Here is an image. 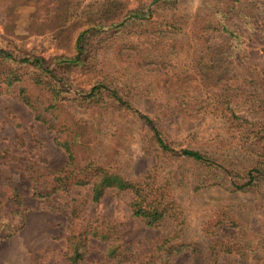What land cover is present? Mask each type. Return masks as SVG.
I'll list each match as a JSON object with an SVG mask.
<instances>
[{
    "label": "rangeland",
    "instance_id": "obj_1",
    "mask_svg": "<svg viewBox=\"0 0 264 264\" xmlns=\"http://www.w3.org/2000/svg\"><path fill=\"white\" fill-rule=\"evenodd\" d=\"M202 1L178 0L170 8L164 0H0V49L15 59L44 57L54 68L71 127L67 134L75 129L85 138L96 137L97 153L116 157L117 168L127 169L132 177L155 176L167 187L182 221L174 243L186 241L189 248L195 245L206 251L207 231H214L232 239L248 264H264V177L258 171L264 170V133L243 134L242 128L229 123L233 120L225 105L214 111L216 101L206 99L208 90L187 66L192 58L181 50L191 42L193 18ZM241 6L230 19L242 33L238 55L231 58V71L224 80L231 88L242 87L245 77L258 83L264 79V2ZM134 9L146 13L151 9L149 19L118 25ZM180 17L187 18L182 32L167 23L177 25ZM86 29L91 34L83 61L59 63L77 53V38ZM25 66L0 55V74L30 73L32 69ZM99 84L117 91L126 105L108 98L99 103L80 100ZM245 90L264 95V84L247 85ZM245 99L237 97L239 107L229 106L236 115L252 120L256 109ZM200 106L210 108L193 115L192 107ZM153 127L173 151H200L214 166L164 151ZM56 130V125L36 120L15 92L0 95V225L11 218L3 203L13 191L21 197L14 224L22 222L0 239V264H115L117 259L130 264L180 228L169 220L148 226L133 216L131 192L108 189L93 202L91 186L86 185L34 196L32 188H46L50 182L46 174L67 160L65 149L54 141ZM249 173L255 178L246 185ZM75 203L80 205L77 227L93 217L114 223L111 232L121 243V255L110 254L109 239L88 237L82 259L69 260L68 216ZM228 216L235 219L234 226ZM189 251L172 257V263H190ZM236 261L237 257L221 254L218 264Z\"/></svg>",
    "mask_w": 264,
    "mask_h": 264
},
{
    "label": "trees",
    "instance_id": "obj_2",
    "mask_svg": "<svg viewBox=\"0 0 264 264\" xmlns=\"http://www.w3.org/2000/svg\"><path fill=\"white\" fill-rule=\"evenodd\" d=\"M177 1L164 0L163 4L167 5L169 3L170 8H174ZM263 2L264 0H261V2L260 0H203L201 7L198 8L193 18L192 24L194 28L189 33L191 34V42L182 46L186 51L181 49L182 52L188 53V57L190 55V58H192L188 63L190 65L187 66L193 67L197 75L195 77L200 78L202 84L210 93L206 94L208 95L206 99L216 101L212 109L219 112L225 105L231 117H229V120H233L229 121V123L237 127L238 130L242 128L243 134L247 135L264 133V95L249 93L245 90V87L252 84H264V79L260 81L261 83H258L250 78H240L242 87L239 88H231L228 83L224 82L227 79L225 76L231 71L229 66L232 62L230 60L237 57L238 46L242 43V33L237 26L230 23V19L234 11L237 10L238 5H242L241 8H245V6L250 4L262 5ZM146 11L147 13L145 11L142 12L141 9L131 10L118 25L148 20L151 9ZM186 19L183 20L180 17L177 25H173L170 22L167 23L182 32V28L185 25L182 21H186ZM90 34L91 29L82 31L76 41L77 53L73 57L63 58L58 62L65 66L83 61V48L88 44L87 38ZM0 55L3 58L18 60L19 63L28 65L25 67L32 69L27 74L15 71L1 73L0 95L15 92L17 97L32 110L36 120L48 126L56 125V131L60 135H56L54 141L65 149L67 153L65 163L55 171L46 174V177L48 175L50 177L47 187L34 186L32 188L34 196L48 197L50 194L57 192L67 193L74 188L86 185L91 186L90 197L93 202L99 201L108 189L131 192L133 197L129 203V209L133 216L139 218L148 226H158L166 220L171 221L174 224V228H179L180 226L178 230L172 231L173 233L170 236H165L159 242V245L133 259L129 262L130 264H173L172 257L186 252V249H190L189 252L193 255L192 261L188 264H218L221 254L237 257L235 263L229 264H248L243 251L235 245L232 239L222 238L214 231H207L208 248L206 251H201L195 245L189 248L186 245V241L174 243L173 241L180 237L182 221H179L180 207L169 195L167 187L158 183L159 181L155 176L132 177L127 169L122 171L117 168L116 157L103 158L101 154L97 153V146H93L96 137L85 138L84 135H79L75 129L72 130L71 134H67L71 127L68 126L69 117L62 105L64 100L61 95L62 90L54 82L56 76L54 68H50L44 57L32 56L31 58L15 59L2 49H0ZM16 86L17 89H15ZM229 88L232 90H228ZM111 89L107 84L95 85L89 91L81 92L83 96H80V100L82 102L89 100V103H99L108 98L119 102L121 105H126L117 91ZM237 97L246 98L243 102L250 104L256 109L254 114L251 113L252 120H248L247 117L242 115H236L234 107L232 109L229 106L230 104L232 106L237 104L235 103ZM208 107H192L193 115L201 113L202 110L207 112ZM51 121L58 123H50ZM154 132L156 142L164 151L191 159L200 164L214 166V162L200 151L192 149H181L179 152L173 151L159 132L157 130H154ZM258 171L262 172L264 177V170L259 169ZM254 178L252 173H249V182L246 185L251 184ZM20 199L19 193L13 191L12 195L7 197L3 203L4 209L11 215V218L6 225L3 223L0 227L10 226L11 229L8 231L0 229V239L9 237L13 231L17 230V226H21L22 222L14 224V215L19 212L18 207L21 204ZM0 201H2L1 198ZM79 212L80 205L78 206L77 203L73 204L69 212L67 227L69 230L67 237L69 260L76 262L82 259L88 237L109 239V251L114 257L123 253L121 252V243L115 233L111 232L114 223L93 217L83 227L79 228L76 226ZM228 217L230 220L229 224L234 226L235 219L231 216ZM103 226L106 228L105 231L101 230ZM115 264L124 263L122 260L117 259Z\"/></svg>",
    "mask_w": 264,
    "mask_h": 264
}]
</instances>
